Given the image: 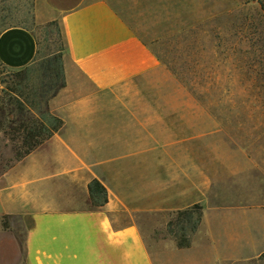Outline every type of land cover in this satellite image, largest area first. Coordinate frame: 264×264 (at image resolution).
Instances as JSON below:
<instances>
[{
	"label": "crops",
	"instance_id": "obj_1",
	"mask_svg": "<svg viewBox=\"0 0 264 264\" xmlns=\"http://www.w3.org/2000/svg\"><path fill=\"white\" fill-rule=\"evenodd\" d=\"M34 20L58 21L66 39V84L47 102L63 124L0 174V264H264L263 205L216 187L222 170L241 192L254 162L203 126L201 106L155 85L173 78L114 1L34 0ZM38 49L30 27L0 32L6 67ZM195 204L201 221L179 246L171 215Z\"/></svg>",
	"mask_w": 264,
	"mask_h": 264
},
{
	"label": "rangeland",
	"instance_id": "obj_2",
	"mask_svg": "<svg viewBox=\"0 0 264 264\" xmlns=\"http://www.w3.org/2000/svg\"><path fill=\"white\" fill-rule=\"evenodd\" d=\"M113 1L154 44L169 71L160 72L163 79L167 73L173 78L155 85L180 91V104L201 106L203 126L211 123L219 141L229 140L254 162L249 175L244 173L248 179L239 185L242 193L237 177L220 170L216 184L220 195L235 202L248 194L249 201L263 205L259 211L264 213V0ZM13 24L34 29L44 54L57 51L63 42L60 25L35 22L34 0H0V31ZM19 69L0 63V174L17 160L14 145L5 136L2 107L5 103L15 107L16 94L33 98L43 82L37 69L19 80ZM177 217L176 212L170 218L175 231L180 227Z\"/></svg>",
	"mask_w": 264,
	"mask_h": 264
},
{
	"label": "trees",
	"instance_id": "obj_3",
	"mask_svg": "<svg viewBox=\"0 0 264 264\" xmlns=\"http://www.w3.org/2000/svg\"><path fill=\"white\" fill-rule=\"evenodd\" d=\"M60 25L58 21H50L46 25ZM21 25L13 24L4 27ZM1 30V31H2ZM0 31V32H1ZM62 31V28H61ZM62 44L55 52L44 54L41 51L38 40V53L34 61L17 71L19 80H25L34 70L41 71V90L33 93V98H22L16 94L15 107H2V116H5V136L14 145L16 158L21 159L31 152L46 139L51 137L63 124L62 118L52 113L47 105L49 98L55 95L66 84L64 68V50L66 39L62 31ZM37 67V68H36ZM40 89V88H39ZM10 98V103L12 100ZM89 191L95 204L103 205L108 200L106 186L97 178L89 183ZM177 220L180 225L179 231L172 228L173 221L169 222V231L177 240L179 246L190 244V235L194 232L202 217V206L195 204L192 207L177 211Z\"/></svg>",
	"mask_w": 264,
	"mask_h": 264
}]
</instances>
